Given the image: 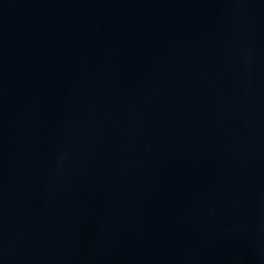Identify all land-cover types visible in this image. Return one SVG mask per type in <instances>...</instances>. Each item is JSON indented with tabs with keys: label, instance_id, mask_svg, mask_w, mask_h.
<instances>
[{
	"label": "water",
	"instance_id": "obj_1",
	"mask_svg": "<svg viewBox=\"0 0 264 264\" xmlns=\"http://www.w3.org/2000/svg\"><path fill=\"white\" fill-rule=\"evenodd\" d=\"M0 264H264V0H0Z\"/></svg>",
	"mask_w": 264,
	"mask_h": 264
}]
</instances>
